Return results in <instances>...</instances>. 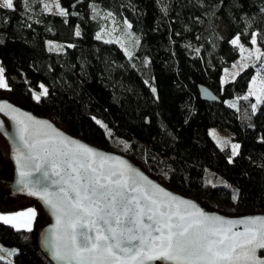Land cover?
Instances as JSON below:
<instances>
[{"label": "trees", "instance_id": "1", "mask_svg": "<svg viewBox=\"0 0 264 264\" xmlns=\"http://www.w3.org/2000/svg\"><path fill=\"white\" fill-rule=\"evenodd\" d=\"M41 1L0 6V66L9 86L0 89V99L129 156L206 209L229 216L264 213V101L253 112L255 98L246 95L255 74L264 71V56L221 81L225 66L240 57L233 39L249 42L254 34L264 52V0H58L65 15L46 11ZM105 15L128 24L126 45L97 39ZM41 85L48 94L36 101ZM200 85L220 101L203 100ZM212 127L242 144L237 159L210 135ZM6 151L0 141V169L9 159ZM28 207L36 210L31 232L0 222V243L17 250L0 264H56L41 246L50 220L42 203L0 200V211Z\"/></svg>", "mask_w": 264, "mask_h": 264}, {"label": "snow or ice", "instance_id": "2", "mask_svg": "<svg viewBox=\"0 0 264 264\" xmlns=\"http://www.w3.org/2000/svg\"><path fill=\"white\" fill-rule=\"evenodd\" d=\"M0 6L12 9L14 3L3 0ZM45 8L51 11L47 4ZM60 14L66 13L60 9ZM231 43L237 45L239 38ZM256 53L257 60L264 56L259 49ZM7 87L0 68V88ZM47 94L43 88L33 98L39 101ZM256 100L253 112L262 102L260 96ZM6 109L17 125L18 182L39 197L56 220L44 242L54 260L61 264H264L257 258V250H264V217L209 215L149 180L127 161L67 136L47 120L0 104V112ZM239 147L233 145V155ZM35 218L34 208L0 213V222L17 231L31 232ZM237 225H244V230L236 231Z\"/></svg>", "mask_w": 264, "mask_h": 264}, {"label": "water", "instance_id": "3", "mask_svg": "<svg viewBox=\"0 0 264 264\" xmlns=\"http://www.w3.org/2000/svg\"><path fill=\"white\" fill-rule=\"evenodd\" d=\"M199 91L201 94V98L203 100L206 101H213V102H219L220 99L219 97L212 91L210 90L208 87L204 86V85H200L199 86ZM0 104H8L11 105L13 108H16L19 110L20 113H27L30 114L34 117H36L37 119H41V120H47L54 128L58 129L59 131H62L63 133H65L67 136L79 140L97 150L103 151L104 153L114 156V157H118L120 159H123L125 161H127L132 167L136 168L139 172H141L143 175L147 176L149 180L153 181L154 183L158 184L160 187L164 188L165 190L181 197L187 200L192 201L193 203H195L197 205V207H199L201 210H203L204 212H206L209 215H219L222 216L226 219H246L249 217H264V213H255V214H246V215H240V216H229V215H225L223 213H220L218 211H213V210H209L206 209L201 202H199L198 200H196L193 197L184 195L180 192H176L170 188H168L166 185H164L163 183H161L160 181L156 180L155 178L151 177L149 174H147L139 165H137L135 162H133L131 160V158L129 156H126L124 154H121L119 152H115L112 150H108L106 148H103L101 146H97L94 144H91L77 136L72 135L71 133H69L68 131H66L65 129L59 127L57 124H55L50 118L48 117H43L40 115H37L36 113H34L32 110L30 109H26L20 105H17L7 99H0ZM12 113L9 110H5L4 112H0V134L4 137V139L6 140L7 144H8V151H9V158L11 160V163L13 164V180L9 181V180H5L4 185H8L9 187H11L13 190L11 191L10 196L13 197H26V199L31 198V199H37L39 202L42 203V205L44 206V208L46 209V211L49 214V222L43 227L42 231H41V246L43 247V249L45 250V252L50 256V258L56 263V264H61V262H58L56 260H54L51 255L49 250L45 247V238L49 235L50 230L52 229V227L55 225L56 220L55 217L51 214V211L49 210V208L47 207V205L44 204V202L37 196H33L29 194V189L25 188L24 185L20 184L19 181V169H18V165L16 163V149L19 146V142H18V138L16 135L17 132V125H16V121L13 120L12 118ZM22 118V117H21ZM37 177L34 176L33 179L35 180ZM0 193L2 194V191L5 190H1L0 189ZM6 195V196H7ZM4 200V199H3ZM2 200V201H3ZM236 231H243L244 230V225H237L236 226ZM257 258L260 260H264V250H257ZM157 263H164V264H172V262H161V261H157Z\"/></svg>", "mask_w": 264, "mask_h": 264}, {"label": "rangeland", "instance_id": "4", "mask_svg": "<svg viewBox=\"0 0 264 264\" xmlns=\"http://www.w3.org/2000/svg\"><path fill=\"white\" fill-rule=\"evenodd\" d=\"M18 1H21V0H18ZM2 2H3V0H2ZM13 3L15 6L16 0H13ZM41 3H42V5L44 4V7L47 4L51 8V12L60 11V6H59V8L57 7V4L59 5L58 0H42ZM45 9H46V11H49L47 8H45ZM104 18L107 21V24L101 29V31L99 32V36L101 38H104V39L117 40V41L121 42L123 45H126L127 42L129 41V39H131V37L128 36L127 31L125 29L126 27H128V24L125 25L123 23H120L114 17H112L110 15H105ZM238 38H239V43L236 46L240 52V57H238V59L236 61H234L232 63H228L225 66L224 72L221 76V81L223 84L235 79L236 76L238 75V73L242 69L245 68V65H249L251 63V61H253V58H256V55H257L256 50L259 49V45L257 44V42L255 44L252 43V40L254 38L256 40V37L254 34H251L249 36V42H246L240 36H238ZM241 46L244 49L243 52H241ZM234 65H235V67H234ZM0 68H3V67L0 66ZM225 70H227V71H225ZM258 73H259V75H258ZM4 77H5V80H6L7 85H8L5 70H4ZM254 77L256 78V82H255V84H253L252 83L253 79H252L249 90H248L246 95L249 94V91L255 92L256 95L252 96V97L255 98V104H256L257 103L256 96H260L261 101L262 102L264 101V94H262V92H261V90L264 89V84L261 83V80L264 79V71L257 72ZM7 88H9V86ZM7 88H0V89H7ZM257 105H259V104H257ZM209 133L220 146H224L226 144L229 145V147L231 148V151H232V159L235 160L242 154V149H243L242 144L238 143V142H234L231 139V134L228 131H223L218 127H212L209 129ZM0 141L3 143L4 147H6V150H7L6 152L9 153L8 147L6 146L4 141H2L1 137H0ZM237 144L240 147L237 150V154L233 155V145H237ZM9 159L7 160L6 164L3 167L1 166L2 169H0V189L5 190V191H2V193L6 194V195L10 194L11 191L13 190L8 185H6V186L4 185L5 180H9V181L13 180V164L11 163V160H9ZM9 169L11 170V175L9 177L3 175V173ZM3 199H0V200H1V202L5 203V204L17 203V200L11 198L10 195H7L6 200L5 199L3 200ZM21 200H26V197H21ZM16 251L17 250L15 247L4 246L3 244L0 243V259L12 260Z\"/></svg>", "mask_w": 264, "mask_h": 264}, {"label": "crops", "instance_id": "5", "mask_svg": "<svg viewBox=\"0 0 264 264\" xmlns=\"http://www.w3.org/2000/svg\"><path fill=\"white\" fill-rule=\"evenodd\" d=\"M1 198L0 199H7V196H6V194H4V193H2V195L0 196ZM11 198H13V199H15V200H17V201H20L21 200V197H13V196H11ZM29 208H32V207H28V208H25V209H22V210H19V211H10V212H7V211H0V213H2V214H13V213H16V212H22V211H26L27 209H29ZM35 221V220H34ZM34 221H33V223H32V227H33V225H34ZM21 230H24V229H21Z\"/></svg>", "mask_w": 264, "mask_h": 264}]
</instances>
